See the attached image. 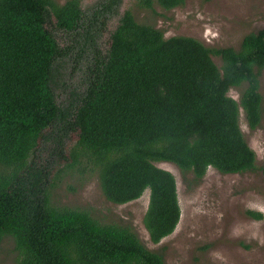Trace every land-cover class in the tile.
<instances>
[{"label": "trees", "instance_id": "obj_1", "mask_svg": "<svg viewBox=\"0 0 264 264\" xmlns=\"http://www.w3.org/2000/svg\"><path fill=\"white\" fill-rule=\"evenodd\" d=\"M184 1L135 5L153 13ZM121 5L0 0V247L11 241L14 264H165L129 227L51 206L52 164H37L35 153L88 170L114 205L148 190L142 224L153 244L173 233L180 216L175 179L155 163L191 174L192 183L208 168L224 175L255 169L238 118L241 110L251 131L261 121L264 29L237 49H210L190 37L164 38L130 11L118 15ZM75 75L79 83L69 80Z\"/></svg>", "mask_w": 264, "mask_h": 264}, {"label": "rangeland", "instance_id": "obj_2", "mask_svg": "<svg viewBox=\"0 0 264 264\" xmlns=\"http://www.w3.org/2000/svg\"><path fill=\"white\" fill-rule=\"evenodd\" d=\"M52 1L63 5L67 0ZM96 1L80 0L81 8L89 10ZM135 1L122 0L118 15L128 10L137 23L160 30L164 38L190 37L210 49H237L245 35L264 29V0H185L169 11L154 6L153 13L137 8ZM115 21L108 25V32L100 42L103 49ZM55 34L63 45L66 41L63 32ZM212 60L220 66L219 58ZM76 76L69 80L79 83L80 77ZM82 88L81 84L77 92ZM259 91L262 96L259 126L249 130L241 110L238 118L244 140L255 155L254 170L224 175L208 168L199 183H192V175L183 176L174 165L154 164L174 177L180 211L175 230L158 244L150 242L142 224L148 190L135 201L114 205L104 199L94 174L86 169L80 172L77 166L69 168V160L58 161L42 151L35 153V161L39 165L52 164L51 206L87 212L101 225L129 227L147 250L163 256L165 264H264V69ZM228 96L238 101L239 90L231 89ZM76 140L72 135L66 149ZM12 250L11 241L5 240L0 247V264H14Z\"/></svg>", "mask_w": 264, "mask_h": 264}]
</instances>
